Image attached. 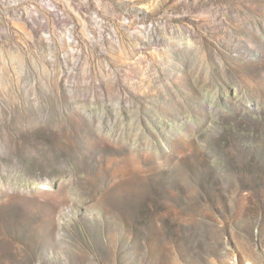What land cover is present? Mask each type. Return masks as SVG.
Returning <instances> with one entry per match:
<instances>
[{"label": "rangeland", "instance_id": "rangeland-1", "mask_svg": "<svg viewBox=\"0 0 264 264\" xmlns=\"http://www.w3.org/2000/svg\"><path fill=\"white\" fill-rule=\"evenodd\" d=\"M0 264H264V0H0Z\"/></svg>", "mask_w": 264, "mask_h": 264}, {"label": "trees", "instance_id": "trees-1", "mask_svg": "<svg viewBox=\"0 0 264 264\" xmlns=\"http://www.w3.org/2000/svg\"><path fill=\"white\" fill-rule=\"evenodd\" d=\"M250 116H252L255 120L257 119V120H260L261 118L260 117H258L257 115H252V113H250Z\"/></svg>", "mask_w": 264, "mask_h": 264}]
</instances>
